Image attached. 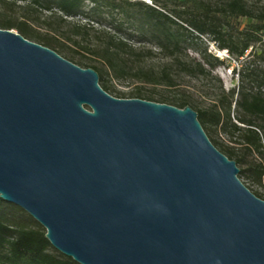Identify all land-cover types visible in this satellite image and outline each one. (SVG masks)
I'll list each match as a JSON object with an SVG mask.
<instances>
[{"label": "water", "instance_id": "water-1", "mask_svg": "<svg viewBox=\"0 0 264 264\" xmlns=\"http://www.w3.org/2000/svg\"><path fill=\"white\" fill-rule=\"evenodd\" d=\"M197 112L119 98L0 28V198L79 264H264V200Z\"/></svg>", "mask_w": 264, "mask_h": 264}, {"label": "trees", "instance_id": "trees-1", "mask_svg": "<svg viewBox=\"0 0 264 264\" xmlns=\"http://www.w3.org/2000/svg\"><path fill=\"white\" fill-rule=\"evenodd\" d=\"M17 1L25 9L23 17L0 16V28L16 29L61 55L62 44L48 32L40 33L33 23L42 11L48 12L44 16L48 30H54L50 21L55 16L60 23H71L72 35L67 38L96 56L97 63L73 55L63 57L95 69L100 86L115 97L192 107L211 143L240 166L238 177L264 200V0H152V4L142 0H0V4ZM79 16L85 21H67ZM104 21L108 27H93ZM208 43L236 61L233 87L225 89L213 74L225 59L208 51ZM152 48L165 61L158 68L137 63ZM189 48L199 59L188 53ZM182 77L213 78L218 83L216 97L203 104ZM119 78L138 84L122 91L112 83ZM0 264L79 263L55 249L31 215L0 198Z\"/></svg>", "mask_w": 264, "mask_h": 264}, {"label": "rangeland", "instance_id": "rangeland-1", "mask_svg": "<svg viewBox=\"0 0 264 264\" xmlns=\"http://www.w3.org/2000/svg\"><path fill=\"white\" fill-rule=\"evenodd\" d=\"M25 12V9L22 7V2L17 1L14 4H0V16H8L10 18H15L19 19L23 17ZM48 14V12L42 11L41 14L38 13L39 18L35 20L33 23V27H35L40 33L48 32L50 35L54 37L56 40V43H61L63 52H61V55H73L75 59L82 58L86 61L97 63L96 56H94L91 53L85 52L78 46L72 43L67 36L72 35L70 34V29H71V23L65 22V23H60L59 19L55 16L51 19L50 23L51 26L53 27L54 30H48L46 28V24H44V16ZM80 19L81 21H85V19L79 17H68L67 21H77ZM93 27L95 29L102 28V27H108V24L104 21L102 24L98 23H93ZM107 29V28H106ZM16 31V29H12ZM96 34V33H95ZM91 40V45L94 44V39L93 37H90ZM135 44L137 45H144V43H139L135 40ZM85 43V42H84ZM145 48L148 47L147 44L144 46ZM208 51L211 53H214V55H218L219 58L225 59L224 64H220L215 69L213 70V74L218 76L223 84V87L225 89H229L236 85V77L233 76L232 69L234 66H236V61L232 58H230L225 51H220L217 52V49L212 45V43H208L207 45ZM188 53L191 56L196 57L199 59L198 53L195 52L192 48L188 49ZM89 59V60H88ZM165 59L156 52L155 48H152V53L147 54L137 63L145 66V67H153V68H158ZM181 81L183 83L187 84V88L189 89L190 93L193 95L195 99L198 101H201L203 104H208L210 103L211 100H213L217 93H218V83L210 77L207 78H201V77H182ZM113 85L122 91H130L138 82L134 79H129V78H119V79H113L112 80ZM225 137V136H222ZM240 168V166H237ZM244 181V179H241Z\"/></svg>", "mask_w": 264, "mask_h": 264}, {"label": "built area", "instance_id": "built-area-1", "mask_svg": "<svg viewBox=\"0 0 264 264\" xmlns=\"http://www.w3.org/2000/svg\"><path fill=\"white\" fill-rule=\"evenodd\" d=\"M142 1H144L145 3H148V4H152V0H142ZM217 52H220V51H217ZM225 53H226V51H225Z\"/></svg>", "mask_w": 264, "mask_h": 264}]
</instances>
